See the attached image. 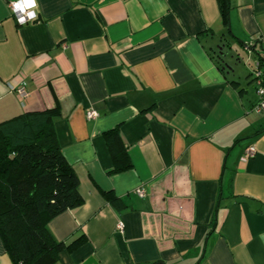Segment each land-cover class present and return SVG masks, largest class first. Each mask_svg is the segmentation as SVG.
<instances>
[{
  "label": "crops",
  "instance_id": "0c3cea01",
  "mask_svg": "<svg viewBox=\"0 0 264 264\" xmlns=\"http://www.w3.org/2000/svg\"><path fill=\"white\" fill-rule=\"evenodd\" d=\"M10 1L0 123L57 109L82 197L47 224L57 241L84 238L54 264H264V112L252 111L251 76L264 0H228L229 28L217 0H37L39 21L25 25ZM115 127L132 163L120 172L104 139ZM0 264H13L1 237Z\"/></svg>",
  "mask_w": 264,
  "mask_h": 264
},
{
  "label": "trees",
  "instance_id": "16d2710c",
  "mask_svg": "<svg viewBox=\"0 0 264 264\" xmlns=\"http://www.w3.org/2000/svg\"><path fill=\"white\" fill-rule=\"evenodd\" d=\"M217 1L228 28V0ZM255 69L264 84V58L259 57L251 76ZM58 114L57 109L25 112L0 123V237L13 264H54L62 250L70 251L84 239L57 241L47 227L52 218L82 204L78 177L53 128ZM104 139L113 172L132 167L118 128L106 131ZM103 195L118 202L111 193Z\"/></svg>",
  "mask_w": 264,
  "mask_h": 264
},
{
  "label": "built area",
  "instance_id": "2783aa9c",
  "mask_svg": "<svg viewBox=\"0 0 264 264\" xmlns=\"http://www.w3.org/2000/svg\"><path fill=\"white\" fill-rule=\"evenodd\" d=\"M12 2L13 1H10L8 3V8L10 10V13L12 14L14 20L16 21V23L18 25H21L19 22H18V19H17V13L13 12L12 10ZM38 15V14H37ZM37 18V17H36ZM34 21V20H33ZM33 21H28L26 22L25 24H28V23H31ZM23 24V25H25ZM260 75H261V72L258 71L257 69L254 70L253 72V80H254V83H255V94H256V101L252 107V111L255 112V113H261V112H264V84H262V81L260 79ZM17 93L19 96H25L27 93L24 89V87H20L17 89ZM85 116L87 119H94L98 116V113L97 111L93 110V109H88L86 112H85ZM256 150H255V147L253 144H249L247 145L244 150H243V153H242V158H251L254 156ZM134 192H136L138 195H143V190L141 189H137L135 190ZM123 223L121 221H119L117 224H116V229L119 230V231H123Z\"/></svg>",
  "mask_w": 264,
  "mask_h": 264
},
{
  "label": "clouds",
  "instance_id": "9594fccd",
  "mask_svg": "<svg viewBox=\"0 0 264 264\" xmlns=\"http://www.w3.org/2000/svg\"><path fill=\"white\" fill-rule=\"evenodd\" d=\"M36 9H38L37 0H13L12 2V10L17 13V19L21 25L36 19Z\"/></svg>",
  "mask_w": 264,
  "mask_h": 264
},
{
  "label": "rangeland",
  "instance_id": "374dc122",
  "mask_svg": "<svg viewBox=\"0 0 264 264\" xmlns=\"http://www.w3.org/2000/svg\"><path fill=\"white\" fill-rule=\"evenodd\" d=\"M226 33V32H225ZM225 35H227V36H233V33H231V32H227ZM227 39H230V38H227ZM230 41H232V40H230ZM232 45V44H231ZM237 45V44H236ZM238 46V45H237ZM229 49H231L230 47H229V45H228V43H226L225 45H224V49H223V52H225L227 55L226 56H228L226 59H230V52H229ZM233 53H234V51H233ZM224 54V53H223ZM241 61H242V59H240ZM241 65H242V63H241Z\"/></svg>",
  "mask_w": 264,
  "mask_h": 264
},
{
  "label": "water",
  "instance_id": "95a60500",
  "mask_svg": "<svg viewBox=\"0 0 264 264\" xmlns=\"http://www.w3.org/2000/svg\"><path fill=\"white\" fill-rule=\"evenodd\" d=\"M228 18H229V16H228ZM39 21V15H37V18L33 21V22H38ZM229 28V27H228ZM244 45V44H243ZM245 46H247L246 44H245Z\"/></svg>",
  "mask_w": 264,
  "mask_h": 264
}]
</instances>
